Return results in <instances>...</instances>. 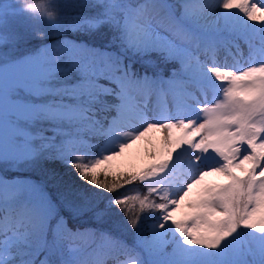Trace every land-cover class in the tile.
Instances as JSON below:
<instances>
[{
    "label": "snow or ice",
    "instance_id": "snow-or-ice-1",
    "mask_svg": "<svg viewBox=\"0 0 264 264\" xmlns=\"http://www.w3.org/2000/svg\"><path fill=\"white\" fill-rule=\"evenodd\" d=\"M18 2L19 13L48 16L52 31L77 38L27 54L0 50V170L43 169L49 161L65 168L63 175L46 171L55 198L45 183L0 176V193L32 194L20 210L11 197L0 198V264H54L41 258L44 249L57 252L79 231L67 227L62 211L98 225L85 229L100 242L92 264L113 255L126 257L116 264H264V0H82L76 7L87 11L55 17L42 5L27 10ZM220 21L241 36L258 33L259 47L249 43L245 55L234 44L233 64L219 60ZM105 31V46L88 42ZM162 66H169L167 76ZM153 130L162 133L155 161L112 172L111 162ZM85 137L103 138V145L75 152ZM185 157L187 170L177 176ZM213 174L227 182L204 185L187 204L191 212L176 219ZM134 182L147 195L131 196L126 185ZM106 226L130 230L133 244Z\"/></svg>",
    "mask_w": 264,
    "mask_h": 264
},
{
    "label": "rangeland",
    "instance_id": "rangeland-1",
    "mask_svg": "<svg viewBox=\"0 0 264 264\" xmlns=\"http://www.w3.org/2000/svg\"><path fill=\"white\" fill-rule=\"evenodd\" d=\"M55 1L56 0H53L52 4L49 5V10H55L54 8L57 4ZM24 2H34V0H29V1L24 0ZM250 2H251V0H250ZM19 7H20V4H19L18 0H7V1L0 0V12L5 14V16H6V22L3 25H0V39L12 40L13 38H16L15 39V41H16L20 37V31H19L20 27L29 28L30 30L35 29L36 31L40 30L42 32H47V34L54 32V31H52V29H51V27H50V25L46 19H32L28 15H23V14L19 13V11H18ZM248 23H252V22L249 21ZM221 26H223L222 21L218 22V24H217L218 28H220ZM110 36H111V34H110ZM256 36L259 37V34ZM249 39L252 41V38H249ZM258 40L260 41V37L258 38ZM42 45L43 44H39L38 48H40ZM13 47H14L13 44L8 43V44H6L5 48H0V50H8V49H12ZM257 47H259V45ZM14 50H15V48H14ZM27 53H29V51L21 52L19 54H27ZM224 57H225V55L223 56V58ZM225 60L227 61V63L229 65H232V60H230V59H225ZM123 130L126 131L128 129H123ZM153 131L151 133H149L147 136L143 137L141 140L147 139L153 133ZM175 132H176L177 136L180 135L179 130H175ZM48 135H51V134H48ZM102 139L103 138L94 139L93 143L90 145L99 144L102 146L103 145ZM139 141L134 143L131 148L126 149L121 156L117 157L116 160L111 162V171L112 172L122 171L125 168L128 170L125 172L139 171L140 169L147 166L149 163H152L155 161V157H153V159L150 161L147 160L146 156L142 152V149L139 147V144H138ZM90 145H86L85 143H78L74 146L73 150L77 153H89V152L98 150V149H94V148L90 147ZM84 146L86 148H83ZM186 160H187V157L184 158L185 163L183 164L182 168H181L180 162L177 161V165H178L177 176H179V172L181 170H187ZM58 166H59V164H58ZM246 167H247V165H246ZM37 170L44 171V169H39V168ZM27 171H32V170L24 169V170H21L20 172H5L3 170H0V172H1L0 176H4L10 181L11 180H21V181H27V182H35L30 178L31 175L26 173ZM59 172L62 175L64 174V172H62V171H59ZM238 174L243 175L244 173H243V171H238ZM66 178H69V177L66 176L65 179ZM226 182H227L226 177L219 175V174H213V175H209V176L205 177V181L203 182V184L198 186L196 189H193V192L190 194V196L188 198H186L184 203H182L180 208L174 213L175 218L176 219H183L186 214L191 212V209H189L187 207V204L189 201H193V200H196L198 198L200 189L204 185L223 184ZM36 183H38V182H36ZM138 183L139 182H134L130 186L129 191L134 190L133 192H136L135 187L138 185ZM16 193L21 196L19 198L20 199L19 201L21 203L24 202L23 200L30 201L32 199V194L27 190H21V191H18ZM130 195L134 196V197L135 196L143 197L144 195H147V193L144 191H141V192H137V193H132ZM152 199H156V197L153 196ZM157 202H159V201H157ZM134 203L138 207V200L134 201ZM123 220H124L123 214H120L119 217L116 219V223H119L120 221H123ZM149 223H151V221H149ZM117 228L118 229H125L123 227H117ZM124 232L127 233V231H124ZM78 236H80V235H78ZM82 236L84 237V235H82ZM131 240H132L131 242L134 241V235L132 232H131ZM243 242H251V238L250 237H244L242 243ZM74 247H75V245H70V244L68 245L69 251L71 253H73L75 251ZM121 257H123L122 260H124L126 258L125 256H121Z\"/></svg>",
    "mask_w": 264,
    "mask_h": 264
},
{
    "label": "trees",
    "instance_id": "trees-1",
    "mask_svg": "<svg viewBox=\"0 0 264 264\" xmlns=\"http://www.w3.org/2000/svg\"><path fill=\"white\" fill-rule=\"evenodd\" d=\"M3 1H7V0H3ZM29 1V0H27ZM57 3V0L55 1ZM82 0H67V6L62 7V8H58L57 6H55V11L57 13L63 12L64 14H75L76 12L79 11H87L85 9H80L78 7H76V5H78L79 3H81ZM20 37L19 39H17L15 41L14 44V48H15V52H26L29 51L33 52L34 50L38 49L39 44H53L54 41L58 40V39H64V38H68V39H76L77 35L73 34V33H57V32H53V33H48L46 35V37L44 39L39 38L38 35H36V32H42L40 30L38 31H33L30 30L29 28H22L20 27ZM228 31V30H225ZM47 33V32H45ZM111 32L110 31H105V32H101V33H97L88 39V42L93 44L94 46H99V47H103L105 46L106 42L108 40H110L111 36H110ZM6 44L4 45H0V48H5ZM137 67H140V64L137 63L136 65ZM164 68V74L165 76L168 75V67L169 66H162ZM107 99L109 101L112 100L111 97H107ZM51 134V133H48ZM87 142L85 143L86 145H90L93 143L94 139H98L97 137H85L84 138ZM103 140V139H102ZM101 140V141H102ZM83 148H86L85 146ZM59 164V166H58ZM55 169L57 172L62 171L65 172V168L62 164H60L59 161H49L46 162L44 165V171L41 170H32V171H27L26 173L31 175L30 178L38 183H45L46 184V190L55 198L56 197V189L52 187V182L47 180V175H46V171L48 169ZM71 173V180L75 181L76 184H83V182L81 180H79V178L75 175V172L72 170H67ZM128 171L126 168L123 169L122 171H117L116 173H120V172H125ZM60 173V172H59ZM37 177V178H36ZM40 179H39V178ZM68 179V178H66ZM132 185V184H131ZM131 185H126V187L130 188ZM134 187V186H133ZM120 192L124 191V188L119 189ZM134 191V190H133ZM133 191H129V194L132 193H137V192H133ZM116 193H111V194H107V195H115ZM63 214V211L62 213ZM67 215H70L68 217V224L71 227H74V223L71 220L73 217L71 216V213L67 212ZM85 222L82 223L80 225V227L75 226L74 228H71L73 232H77V230H85V229H91V228H97L98 225L95 224L94 221H92L91 219L87 218V217H83ZM55 222V221H53ZM96 225V226H95ZM106 229L108 231H111L112 235L115 237H118L120 239V237L123 238H130L131 236V232L129 230L126 229H118L116 228H111L106 226ZM83 230V231H84ZM124 231H127V233H125ZM119 234V235H117ZM121 235V236H120ZM91 236V239L87 240L84 239L80 244V251H78L76 253L75 258H73L72 260H80L85 262V264H92L93 260L96 259V257L94 256V252L97 249L98 245H99V240L97 239L96 236H94L92 233H88V238ZM126 236V237H125ZM51 233H49L47 239L51 240ZM67 239H64L63 241H66ZM47 254L49 256V258L54 262V264H58L59 258H62L64 256H61L62 253H51L49 252V250L47 248L44 249V251L41 253V258H43V256ZM61 256V257H60ZM117 256H109L106 258V264H110L113 262L114 258H116ZM101 259H103V257H100Z\"/></svg>",
    "mask_w": 264,
    "mask_h": 264
},
{
    "label": "bare ground",
    "instance_id": "bare-ground-1",
    "mask_svg": "<svg viewBox=\"0 0 264 264\" xmlns=\"http://www.w3.org/2000/svg\"><path fill=\"white\" fill-rule=\"evenodd\" d=\"M161 135L162 133L160 131L154 130L153 133L147 139H143L139 141L138 143L139 147L142 149V152L144 153L148 161L152 160L154 157L151 155V153L159 150L160 147L159 138L161 137Z\"/></svg>",
    "mask_w": 264,
    "mask_h": 264
},
{
    "label": "clouds",
    "instance_id": "clouds-1",
    "mask_svg": "<svg viewBox=\"0 0 264 264\" xmlns=\"http://www.w3.org/2000/svg\"><path fill=\"white\" fill-rule=\"evenodd\" d=\"M44 6L52 17H55L58 13L55 10H49V0H34V2H24V7L27 10H32L33 8H38V6ZM48 16H45L44 19H48Z\"/></svg>",
    "mask_w": 264,
    "mask_h": 264
}]
</instances>
